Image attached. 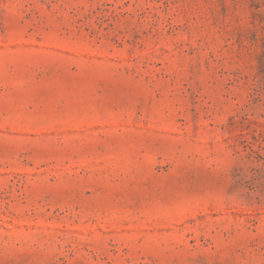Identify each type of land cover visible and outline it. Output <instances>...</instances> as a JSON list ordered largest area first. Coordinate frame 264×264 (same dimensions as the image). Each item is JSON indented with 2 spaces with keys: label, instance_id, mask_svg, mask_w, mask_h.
Listing matches in <instances>:
<instances>
[{
  "label": "rangeland",
  "instance_id": "rangeland-1",
  "mask_svg": "<svg viewBox=\"0 0 264 264\" xmlns=\"http://www.w3.org/2000/svg\"><path fill=\"white\" fill-rule=\"evenodd\" d=\"M0 264H264V0H0Z\"/></svg>",
  "mask_w": 264,
  "mask_h": 264
}]
</instances>
